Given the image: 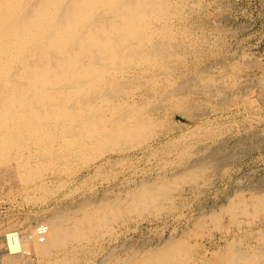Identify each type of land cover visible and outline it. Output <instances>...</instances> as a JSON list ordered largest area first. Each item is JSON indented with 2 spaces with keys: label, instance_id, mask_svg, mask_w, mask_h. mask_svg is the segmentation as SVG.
<instances>
[{
  "label": "bare ground",
  "instance_id": "bare-ground-1",
  "mask_svg": "<svg viewBox=\"0 0 264 264\" xmlns=\"http://www.w3.org/2000/svg\"><path fill=\"white\" fill-rule=\"evenodd\" d=\"M182 3L181 0H0V179L19 182L25 200L34 205L38 201H51L56 196L54 188L68 184L72 187L57 195L55 208L37 218L35 224L33 216L27 214L0 230V264H264V243L243 248L237 239L231 238L223 247L211 250L207 244L199 247V242L191 243L181 232L180 237L170 236L148 248L149 243L142 240L141 245L123 256L120 248L116 250L117 244H113L110 253L100 260L90 257L99 240L100 228L108 227L109 241L120 236L127 226L115 228L111 220L125 211L142 216L146 208L159 207L161 199L172 198L173 186L195 181L200 170L197 162L198 166L191 164L192 168L182 165L181 170L173 169L172 179L161 176L150 183L143 178L136 187H127L125 199L101 193L98 201L89 196L70 200L83 186L78 184V176L96 161L110 153L127 156L132 149L152 146L160 138L156 128L166 120L165 116H157L161 108L188 115L189 106L175 92L181 91L183 85L186 87L192 76L180 82L178 89L172 86L177 75L175 64L183 66L184 61L179 50L187 43L178 39V33L183 36L189 33L177 32L174 24L175 19H182L185 6ZM193 39L188 43L194 45ZM203 86L206 87L205 83ZM208 161L211 164L215 160ZM100 167L97 165L96 170ZM172 203L171 200L167 204ZM218 208H210L211 213L205 215L217 224L224 211L230 212L232 221H237L238 214L256 215L264 208V190L250 197L244 190H236ZM204 219L199 217L196 223L200 225ZM39 226L43 228L41 234ZM259 232L264 238V229ZM186 233H196V229Z\"/></svg>",
  "mask_w": 264,
  "mask_h": 264
},
{
  "label": "rangeland",
  "instance_id": "rangeland-1",
  "mask_svg": "<svg viewBox=\"0 0 264 264\" xmlns=\"http://www.w3.org/2000/svg\"><path fill=\"white\" fill-rule=\"evenodd\" d=\"M181 1L183 2L182 6H186L187 4V7H182L184 12H182V19L184 21L182 19H175L174 24H176L177 32L185 30L183 32H191V36H189V33L185 36L178 33V39H183V41L187 43H183V48L179 50L184 61L182 64L183 66L179 63L175 64L177 69V71L175 70L177 74L175 78L177 81L176 79H174V81L177 84L174 82L173 84L176 86H172L177 88L180 86V82H185L186 79L191 78L189 77L190 75L192 76L193 82H190L191 79H188L191 84L187 82L185 83L186 87L183 85L181 91L176 90L175 92V95L178 94L177 97H182L184 99H182L184 105L189 106L190 111L188 115L183 116L179 111L161 108L157 116H165L167 121L165 120L163 125H159L156 128L160 138L153 141V143L150 144L152 146L147 147V145H143L132 149L127 156L110 153L98 160V162L96 161L93 164L94 166L91 165L78 176L79 183H77L79 185L83 183V186L70 197V200L75 201L84 196H89L91 199L96 197L93 200L98 201L103 194L111 198L117 196L120 198L124 197L123 199H125L127 198V187H136L143 178V180L149 181L150 183H152V180L156 182L161 176H167L172 179L175 175L174 170H181L183 166H185V168L186 166L192 168L193 165L191 164H194V166L199 165L198 167L200 170L197 171V173L199 172V176L195 179L196 182L189 181L185 182L186 184L181 183L177 185L178 187L173 186L174 192H176H173L172 198H164L165 200L161 199L159 207L146 208L142 216L137 214V212L125 211L119 218L111 220V224L115 228H119V226L122 227L123 225L128 227L127 230H124L127 227H123V233H120V236L118 235L116 238L109 241L110 235L107 232L108 227L100 228V230L97 231L99 240L93 245V252L90 254V257L94 258L95 256V261L100 260L104 255L107 256L110 253L111 247L116 244V250L120 248L119 253L123 256L126 255L127 252L132 251L135 247L137 248V246L141 245L140 242L142 240L149 243L146 244L148 248V246L157 244L156 241L161 243V241L163 242V240L170 236L175 235L174 237H180L183 234L185 239L190 240L191 243L196 244L199 242V247L200 245L203 246L207 244L208 248L211 250L223 247L225 241L231 238L237 239V243L240 242L239 245L243 248L247 247L251 249L258 246L260 242L264 243L261 232L258 233L259 230L261 231V229H264V213H262L264 212V208L262 210L260 209L256 215L246 214V216H243L245 214H238L237 221H232L230 212L227 211V213L224 211L225 213L222 212V217L220 216V223L218 224L209 216H206L207 219L205 217L206 214L209 215V213H211V209H214V207L215 209H219V204L227 203L228 197L233 195L236 190H244L247 197H250L252 193L264 190V0ZM193 2L195 4H192ZM156 23L160 24V22ZM181 24H184V26ZM188 24L191 25L189 26ZM186 25L187 27L189 26V29L186 28ZM216 26L217 29H215ZM212 28L214 30H212ZM189 39H193L195 44H189ZM187 47L193 51H190ZM198 68L202 69L199 70ZM201 70H205L206 72ZM205 76L206 79L204 78ZM207 76L209 77L208 79ZM211 76L213 77L212 79ZM201 79L203 83H201ZM204 79L207 81H204ZM209 79L211 84L209 83ZM213 80L215 84H212ZM253 81L254 83H252ZM194 82H196V86H193ZM204 83L206 87L203 86ZM235 85H237V87ZM223 86H225V88ZM223 90L224 93H222ZM235 91L237 94H234ZM202 92L204 94H202ZM220 92L221 94H219ZM213 93H216V96ZM199 94H201V96ZM192 97H194L192 99L193 101H191ZM205 103L206 105H204ZM196 105L200 106L197 107ZM185 123L186 125H184ZM183 136L185 137L183 138ZM139 148L141 150H139ZM199 158L203 162H201ZM208 160L215 161L212 162L213 164H210ZM196 162L199 164L197 165ZM204 162L205 164H203ZM200 163L204 165L207 170L201 167ZM97 165H101L99 171L96 170ZM91 176L94 178H91ZM91 179L92 181H90ZM1 181H3V183L0 184V215L3 216H0L1 232L9 222L13 220L16 221L19 218L23 219L27 214L33 216L32 223L35 224L37 220L40 219V216H43L45 212H50L51 209L53 210L55 208L56 201L54 198L57 195L63 194L64 191L72 188L69 184L63 188H54L53 190L56 191V196H54L51 201H38L37 204L34 205L32 202L30 203L25 200V193L22 192L19 187V182L13 180L6 182L0 179V182ZM110 186H112V188H109ZM101 193L103 194L100 195ZM171 200L173 203L171 206H168L167 203L171 202ZM126 204L127 201H124L123 206L125 208L127 207ZM199 209H201V212ZM157 211L159 212L157 213ZM202 216L205 219L202 224L199 225L196 223V220ZM110 217L113 218L114 216L111 214ZM241 217L243 219H241ZM248 219L251 220L248 221ZM191 229H196V233H186L187 230L189 231ZM251 233L255 236L251 235ZM243 236L245 240H243ZM240 238H242L241 241L239 240ZM121 240L122 242H120ZM122 244L123 246L121 247ZM255 263L256 262H252L250 264Z\"/></svg>",
  "mask_w": 264,
  "mask_h": 264
},
{
  "label": "built area",
  "instance_id": "built-area-1",
  "mask_svg": "<svg viewBox=\"0 0 264 264\" xmlns=\"http://www.w3.org/2000/svg\"><path fill=\"white\" fill-rule=\"evenodd\" d=\"M42 230H43L42 226H39L38 231H39L40 234L42 233Z\"/></svg>",
  "mask_w": 264,
  "mask_h": 264
}]
</instances>
